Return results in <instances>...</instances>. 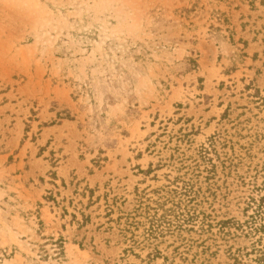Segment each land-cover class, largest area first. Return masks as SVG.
Here are the masks:
<instances>
[{"label":"rangeland","instance_id":"obj_1","mask_svg":"<svg viewBox=\"0 0 264 264\" xmlns=\"http://www.w3.org/2000/svg\"><path fill=\"white\" fill-rule=\"evenodd\" d=\"M0 264H264V0H0Z\"/></svg>","mask_w":264,"mask_h":264}]
</instances>
